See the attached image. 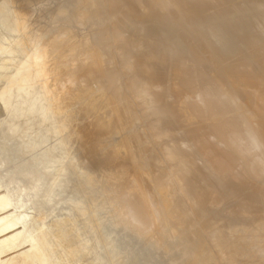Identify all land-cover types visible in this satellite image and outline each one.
I'll use <instances>...</instances> for the list:
<instances>
[{"label":"bare ground","instance_id":"bare-ground-1","mask_svg":"<svg viewBox=\"0 0 264 264\" xmlns=\"http://www.w3.org/2000/svg\"><path fill=\"white\" fill-rule=\"evenodd\" d=\"M93 1L63 0L67 8L57 12L53 27L47 34L40 36L39 30L24 34L25 40L34 44L32 53L24 55L22 49L25 43L20 38L0 49L8 56L15 53L19 55L9 69L0 72V82L10 81L13 77L20 78L28 69L30 59L35 57L42 62V66L34 76L30 75V79H36L38 85L45 90V97L34 95L31 101L26 99L29 91L23 84L28 81L27 78L18 83L19 95L22 96L20 102L13 108H7L6 100L0 103L3 106L0 108L3 112L0 117V152L7 151V168L0 173V190L5 189L0 193V211L4 213L0 217V234L13 233L8 240L11 244L18 236H27L29 242L41 251L48 264L51 263L50 254L58 248L63 250L62 258L52 264H73L86 252L87 245L79 241L78 234L77 244H72L69 239L71 234L63 226L72 221L69 207L81 215L87 208L81 204L77 195H67L61 182L70 181V178L59 176L62 168L58 166L57 152L53 149L49 152L44 150V137L49 123L52 130L55 128L58 116L64 115L66 124L78 112L88 110L90 104L85 97L87 93L84 83L91 76H95L96 90L101 92L103 80L117 71L125 78L121 82L122 79L118 76V85L107 93L102 107L111 108L114 135L122 139L125 148V162L121 164L120 177L103 179L97 185L91 181L88 172L80 170L75 178V181L81 183L84 180L89 184V194L85 198L93 202L97 199L102 212L91 219L92 224L97 225L94 230L98 235L99 249L93 264L115 263L116 260L110 261V255L114 257L116 253L117 258L123 244L121 239L111 238V234L108 237L104 232L105 225H110L109 215L103 211V207H114L115 202L110 194L116 193L126 200L130 190L140 200V204L134 208L136 215L146 219L152 237L158 239L163 246L174 242L177 230L184 229L199 215L210 212L207 207L210 200L219 204L217 212L226 211L230 217L244 220L243 231L249 236H258L264 242V120L254 126L244 114L247 109H256L264 117V0H139L145 6L140 9L141 12H138L136 5L133 6L135 10L129 9L128 5L133 3L132 0ZM117 11L122 13L124 19L112 23L119 28L123 38L119 39L117 50H109L104 43L97 44L94 40L106 27H110L104 23L110 21ZM145 14L155 22L169 27L191 47L204 51L205 58L185 48L180 50L184 56L202 67L213 63L216 79L245 99L244 102H238L203 92L198 101L190 103L189 107L195 116L201 113L202 108H208L210 116L215 119L213 124L218 123L220 117L229 114L233 108L237 109L224 138L228 141L238 140L253 152L254 165L247 174L248 178L243 179L238 174L227 178L202 162L206 173L217 181L226 183L229 201L225 198L216 199L210 193L200 198L191 188L186 165L189 162H201V156L193 150L189 140L182 139L181 136L187 133L186 129L171 127L172 123L185 124L190 120L189 113L181 111L178 106L179 100L188 101L189 96L181 97L179 94L174 103H170L172 90L169 87H155L147 76L131 75L138 63L133 22ZM83 21H97L99 24L91 25L86 33L78 36L62 25H56ZM25 26L26 22H23L19 29L23 31ZM67 37H78L83 49L77 55L65 58L66 48L60 46L56 55L50 57V43L62 42ZM88 45L94 50L98 63L96 70L89 69L85 63L89 54L84 52V47ZM120 50H126V58H121V68L118 71L115 56ZM7 61L9 58L1 60L0 68ZM64 63L71 65L69 73L63 72L61 66ZM52 75L51 81L48 77ZM132 96L141 104V112L135 109ZM6 111L10 114L6 115ZM156 115L159 117L156 118ZM20 119L23 122L21 127L18 124ZM34 119L38 122L33 125L36 122ZM242 120L246 121L247 131L241 127ZM103 121L107 123L106 120ZM111 121L107 124H111ZM101 122L102 120L99 123ZM41 125L46 129L38 136ZM54 133L53 140L57 137L60 140V131L54 130ZM26 134L24 144L16 143L12 147L15 135H20L17 139H24L22 135ZM29 135L33 144L29 142L26 145ZM25 145L27 149L31 145V148L37 147L29 159L20 158L26 150ZM66 153L65 165L72 168L77 164L78 158L70 150L66 149ZM45 160L47 166L44 165ZM163 195L168 198L166 205L162 201ZM61 203H67L69 211L66 209L67 214L55 215ZM124 203L127 205L126 201ZM50 217L51 221L46 224L45 221ZM37 222L41 226L34 229ZM111 227L115 229V226ZM124 227L128 232L137 229L134 221ZM195 235L194 254L182 264H264V246L259 248L256 244H251L250 238L242 237L237 227L230 229L222 243L216 224L210 221L201 222ZM62 238H66V241L61 242ZM229 242L248 249H240L230 261H226ZM138 258L139 256H134L135 260Z\"/></svg>","mask_w":264,"mask_h":264},{"label":"rangeland","instance_id":"rangeland-1","mask_svg":"<svg viewBox=\"0 0 264 264\" xmlns=\"http://www.w3.org/2000/svg\"><path fill=\"white\" fill-rule=\"evenodd\" d=\"M132 1L134 4L129 3V9H132L136 5V8L138 7L139 9L137 11L141 12L140 9L145 8L143 2L139 0ZM90 2L93 3L94 1L90 0ZM65 8H67V4L63 3V0H0V49L9 46L12 41H17L20 38L25 43L22 49L24 55L32 53L34 44L26 41L24 34L28 31L39 30V35L44 36L53 27V20L57 12ZM133 9L135 10V8ZM69 12L71 13V9H69ZM143 16H140L133 22L135 28L134 39L138 46V63L135 65L131 75L137 77L147 76L148 80L155 87H169L172 90V96L169 98L170 103H174L179 94L181 97L189 96L188 101H185V99L179 100L178 106L181 111L189 113L190 120L185 124L172 123L171 127L176 129L179 126L186 129L187 133L185 136H181L182 139L189 140L193 150L201 156V162H189L186 165L191 188L193 193L200 198L210 193L216 199L225 198V200L229 201V193L225 187L226 183L217 181L206 173L203 168V163L223 173L227 178H233L236 174L243 179L248 178L247 174L251 166L254 165L252 163L253 152L238 140L228 141L224 138L226 131L229 129L230 121L237 113V109L233 108L234 110L229 112V114L222 118L220 117L218 123L213 124L215 119L213 116H210L208 108H202L201 113L199 112V115L195 116L189 110V107L190 103H196L198 101L200 94L203 92L217 94L219 97L231 98L238 102H244L245 99L237 92L229 90L216 79L213 63L208 67H202L180 52L181 48H185L205 58L206 53L204 51L191 47L185 39L176 36L169 27H165L150 19L148 14ZM122 17L123 15L120 11L115 12L111 16V20L104 23L105 26L109 24L110 27H106L94 41L97 44L104 43L105 47L109 50H117L119 46L118 41L120 38H123V35L119 28L112 22L119 19L123 20L124 18ZM23 22H26V26L21 31L19 27ZM93 24L98 25L99 23L97 21H91L89 23L83 21L77 24L69 22L56 25H62L65 29L72 31L75 36H78L86 33ZM124 42H127V37L124 38ZM60 46L66 48L64 53L65 58L77 55L83 49L78 37H67L62 42L56 43L52 41L50 43L49 56H55ZM84 52L89 54V57L86 58V66L89 69L96 70L98 63L93 54L94 50L88 45L84 47ZM18 56L16 53L8 56L0 50V61L9 58V61L0 68V72L7 68L9 69L11 63ZM115 58L117 70L120 71V61L121 58L122 60L126 58V50H120ZM143 63L144 65H142ZM41 66L42 62L32 57L29 61L28 69H26L20 78L13 77L10 81H1L0 103L2 100H6L8 102V107H6L13 108V106L20 102L19 99L22 96L19 95L18 83H21V81L27 78L28 81L23 85L25 88H28L29 95L25 98L31 101L34 95H42L45 97L44 88L38 85L36 79H30V75L34 76ZM61 68L64 73H69L71 65L64 63ZM53 76L48 77V79L52 81ZM118 76L121 77V82L125 78L124 75L118 74L117 71L113 75L107 76L103 80V90L101 92L96 90L95 76H91L84 83L87 93L85 97L88 98L90 104L88 110L86 112H78L66 124L65 116H58L54 123L55 128L52 130L51 124L49 123L47 135H45L46 138L44 137V150L49 152L53 149L57 152L58 166L62 168L59 171V176H65L67 179L70 178V181L61 182L67 195H70V193L77 195L76 197L80 199L81 204H84L87 208L85 213L81 215L74 208L69 207L67 203H61L54 213L55 215H64L67 214L66 209L68 210L70 208L71 213L69 214L72 221L70 224L64 225L63 229L70 232L71 236L69 239L72 240V244H77L76 234H78L79 241L87 245L86 252L80 255L73 264L94 263L99 249L98 235L94 230V227L97 225L96 223L92 224L91 219L94 215L102 214L97 199L93 202L85 198L89 194V184L84 180L81 183L75 181L78 172L80 170L88 172L91 181L98 185V182L103 179L119 178L121 164L125 162L123 159L125 148L122 144V139L114 135L115 125L111 121V108L102 107V104L106 101L107 93L118 85ZM74 94L73 87L72 95ZM132 97L131 99L135 109L141 112V104L136 101L137 98ZM0 108H3V106L0 105ZM9 114L6 111V115ZM244 114L254 126H257L264 120L263 115L256 109H247L244 111ZM2 115L3 112L0 109V117ZM158 117L156 115V118ZM101 120L102 122L99 123ZM103 120H106L107 123L111 121V124L109 123V125ZM34 121L36 120L34 119ZM37 122L38 120L35 123L32 121L30 123L34 125ZM21 123L23 124L20 119L18 122L20 127ZM43 126L41 125L37 133L38 136L46 129ZM241 127L244 131H247L248 126L246 121H241ZM54 130L60 131V140L58 137L53 140ZM19 136L15 135L12 147H15L16 143L24 144L23 142L27 134L22 135L24 139H17ZM29 137L26 145L29 142L33 144L31 135ZM26 145V150L20 158L24 157L29 159V156L33 155L37 150V147L31 148L32 145H29L30 147L27 149ZM66 149L74 152L78 158L77 164L72 168H68L65 165L67 157ZM72 157L74 158V155ZM173 157L178 158V156ZM44 165L47 166V161L44 162ZM6 168L7 151L0 152V173ZM45 179H47L46 176ZM4 191L5 189H1L0 193ZM109 196L114 200L115 205L113 208L109 205L103 207V211L111 217L108 216L110 226L104 224L106 228L104 232L108 237L111 234V238L121 239V243L123 244L117 258L116 253H114V257L110 255L109 259L111 262L116 260L114 264H182L192 258L196 249L195 230L204 221H210L216 224L221 243L228 236L230 229L237 227L242 237L250 238L251 244H256L259 248L264 246L263 240L259 239L258 236H249L243 231L242 226L245 224L244 220L234 219L226 211L217 212L216 210H218L219 204L212 200L207 203L210 212L199 215L198 218L189 222L184 229L177 230L175 232L174 242L163 246L158 239L152 237L146 219L140 215H136L134 208L140 204V200L135 198V193L132 190L129 191V197H126V200L116 193L110 194ZM125 201L127 205H125ZM162 201L165 205L168 203L166 195L162 196ZM3 214V211H0V217ZM51 219L52 217L48 218L45 223L48 224ZM132 221L136 223L137 229L128 232L124 226L130 225ZM35 224L34 229H38L41 226L39 222ZM111 226H115V229ZM12 235L14 234H0V264H48L41 251L29 242L27 236L20 235L11 244L8 240ZM65 241L66 238L61 239V242ZM240 249L247 250L248 248L229 242L225 260L230 261L234 254L240 252ZM62 255L63 250L61 248L52 251L49 256L50 264L61 259ZM135 255L139 256L137 260L134 259ZM220 264H225V262Z\"/></svg>","mask_w":264,"mask_h":264}]
</instances>
